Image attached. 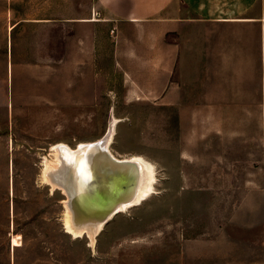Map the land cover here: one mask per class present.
<instances>
[{"label":"rangeland","instance_id":"1","mask_svg":"<svg viewBox=\"0 0 264 264\" xmlns=\"http://www.w3.org/2000/svg\"><path fill=\"white\" fill-rule=\"evenodd\" d=\"M26 9L20 0H0V264H264V190L237 188L248 178L261 181L254 173L260 159L233 157L228 174L199 173L198 159L177 156L178 134H191V125L178 123V110L162 108L159 99L126 101L124 79L111 76V63L102 65L105 77H66L65 63L49 60L64 57L63 41L60 53L58 44H47L46 53L42 46L46 76L28 77L20 70V50L33 52L31 31L20 30ZM26 99L35 102L20 108ZM113 115L122 122L112 152L120 159L144 157L155 166L157 183L142 205L102 222L92 248L89 239L67 233L68 195L46 184L43 172L53 145L76 151L97 143L107 137ZM184 144L182 153L192 154L191 142ZM219 161L204 165L215 170ZM225 182L235 186L214 188Z\"/></svg>","mask_w":264,"mask_h":264},{"label":"crops","instance_id":"2","mask_svg":"<svg viewBox=\"0 0 264 264\" xmlns=\"http://www.w3.org/2000/svg\"><path fill=\"white\" fill-rule=\"evenodd\" d=\"M30 2L20 0V8L31 7L20 14V30L31 31L33 41L32 54L20 50L25 75L46 76L42 46L46 53L59 41L64 57L49 60L63 61L66 77H105L102 65L111 63V76L124 79L126 101L159 99L162 108L179 111L181 126L191 125L190 135L178 134L177 156L198 159V172L210 174L230 173L233 157L258 158L261 181L248 178L237 188L264 190V0ZM26 102L35 101L20 108ZM186 142L192 154L182 153ZM213 157L220 160L215 170L204 165ZM227 183L214 188L235 186Z\"/></svg>","mask_w":264,"mask_h":264},{"label":"bare ground","instance_id":"3","mask_svg":"<svg viewBox=\"0 0 264 264\" xmlns=\"http://www.w3.org/2000/svg\"><path fill=\"white\" fill-rule=\"evenodd\" d=\"M118 123L113 115L106 138L94 144H82L76 151L53 145L52 159H46L43 172L46 184H51L53 190L62 188L68 195L64 220L67 233L75 239H89L92 248L103 223L111 220L114 213L142 205L155 193L156 168L151 162L139 155L120 159L112 152L110 145ZM95 145L114 161L106 156L91 158ZM112 162L128 163V167L113 172ZM19 239L13 237V247L20 244Z\"/></svg>","mask_w":264,"mask_h":264},{"label":"water","instance_id":"4","mask_svg":"<svg viewBox=\"0 0 264 264\" xmlns=\"http://www.w3.org/2000/svg\"><path fill=\"white\" fill-rule=\"evenodd\" d=\"M92 149L94 150V153H92V156H91V158L92 157H94V158H99V157H101V156H106L107 158H110L111 159V157H110V155H108V153H106L103 149L101 150L100 149V147H99V145H95L94 147H92ZM113 159H111V161H112ZM114 161V160H113ZM116 162V161H115ZM115 162H112L111 163V170L113 171V172H115V171H120V170H123V169H126L128 166L126 165V164H128V163H115ZM125 164V165H124ZM126 167V168H125Z\"/></svg>","mask_w":264,"mask_h":264}]
</instances>
